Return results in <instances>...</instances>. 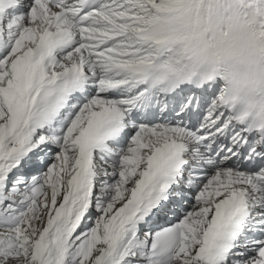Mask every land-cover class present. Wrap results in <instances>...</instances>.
<instances>
[{
    "label": "snow or ice",
    "instance_id": "snow-or-ice-1",
    "mask_svg": "<svg viewBox=\"0 0 264 264\" xmlns=\"http://www.w3.org/2000/svg\"><path fill=\"white\" fill-rule=\"evenodd\" d=\"M0 264H264V0H0Z\"/></svg>",
    "mask_w": 264,
    "mask_h": 264
}]
</instances>
